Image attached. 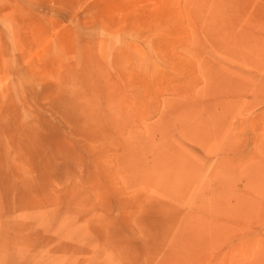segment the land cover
Listing matches in <instances>:
<instances>
[{
  "label": "rangeland",
  "instance_id": "1",
  "mask_svg": "<svg viewBox=\"0 0 264 264\" xmlns=\"http://www.w3.org/2000/svg\"><path fill=\"white\" fill-rule=\"evenodd\" d=\"M0 264H264V0H0Z\"/></svg>",
  "mask_w": 264,
  "mask_h": 264
},
{
  "label": "bare ground",
  "instance_id": "2",
  "mask_svg": "<svg viewBox=\"0 0 264 264\" xmlns=\"http://www.w3.org/2000/svg\"><path fill=\"white\" fill-rule=\"evenodd\" d=\"M237 38H238V37H237ZM59 110H60V109H59ZM65 111H66V110H65ZM82 116H83V115H82ZM84 116H85V115H84ZM64 118H66V117H64ZM67 118H68V117H67ZM67 118H66V119H67ZM16 134H17V133H16ZM8 136H9V134H8ZM8 136H7V137H8ZM8 138H9V137H8ZM10 139H11V137H10L9 139H7V140L10 141ZM8 141H7V142H8ZM18 145H19V144H18ZM24 145H25V144L22 143V145L20 144L19 146H21V147L25 150V146H24ZM38 145H39V144H38ZM37 147H38V146H37ZM149 230H150V229H149ZM149 230H148V231H149ZM151 235H152V234H151ZM151 235H150V236H151ZM129 255H130V254H129Z\"/></svg>",
  "mask_w": 264,
  "mask_h": 264
}]
</instances>
